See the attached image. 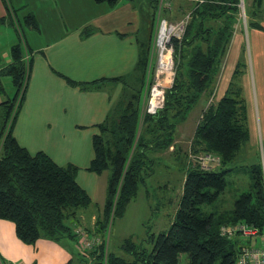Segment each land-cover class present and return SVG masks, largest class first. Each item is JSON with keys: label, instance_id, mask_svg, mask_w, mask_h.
Returning a JSON list of instances; mask_svg holds the SVG:
<instances>
[{"label": "trees", "instance_id": "obj_1", "mask_svg": "<svg viewBox=\"0 0 264 264\" xmlns=\"http://www.w3.org/2000/svg\"><path fill=\"white\" fill-rule=\"evenodd\" d=\"M1 1L6 14L18 22L9 0ZM93 1L112 7L118 0ZM126 1L133 7L139 2ZM199 1L193 4L181 39L171 41L176 69L172 85L165 91L162 109L141 117L151 43L140 41L137 57L140 85L133 88L126 83L123 89L129 92L123 90L113 111L96 125L98 133L92 136L93 157L86 170L96 175L109 171L102 214L94 225L100 243L87 251V256L98 264H179L181 254L186 255V264H236L241 242L237 238L221 237L219 228L243 222L260 231L264 229V177L260 165L250 166V189L238 196L232 208L219 211L215 206L225 190V175L231 170L230 165L249 140L245 100L239 85L241 64L237 62L224 95L201 113L191 141L193 154L210 153L218 157L217 168L205 170L195 163L186 164L182 193L168 229L156 235L148 233L140 243L125 239L121 249L131 260L106 249L105 235L110 221L123 216L140 185L153 174L156 154L164 153L174 143L177 126L186 120L202 96L211 95L240 22L241 0ZM242 1L249 18L247 27L261 30L251 19L260 12L262 0H248V4L247 0ZM147 2L154 16L159 0ZM22 21L26 27L37 29L32 13L23 16ZM153 31L152 22L149 39ZM91 34V28L81 31L83 38ZM22 42L24 46L21 42L11 46L10 61L0 67V95L4 92L3 77H8L15 89L12 100L0 102L9 109L8 116L12 113L9 125L6 127L4 122L0 126V220L13 223L16 237L24 244H34L43 238L58 244L75 242L77 245L74 229L75 225L79 226V213L91 204L86 191L76 182L78 168L71 164L59 166L42 151L30 154L12 135L32 63L31 49L25 40ZM58 75L80 90L95 89L105 80L84 83ZM107 80L120 82L122 79Z\"/></svg>", "mask_w": 264, "mask_h": 264}, {"label": "crops", "instance_id": "obj_2", "mask_svg": "<svg viewBox=\"0 0 264 264\" xmlns=\"http://www.w3.org/2000/svg\"><path fill=\"white\" fill-rule=\"evenodd\" d=\"M26 1L29 5L31 4V0ZM37 1L40 3L38 8L44 9L53 6L59 8L62 5L65 8H72L75 4V0ZM126 2L127 4L123 5L118 0L112 8L120 4L123 7L132 4ZM103 4L106 5V3L99 5ZM26 5L21 6L27 8ZM262 7L264 8V0L261 1ZM130 8L133 10V5ZM112 13L113 11L107 12L105 15L93 16L87 20V23L97 26H93V34L84 38L81 36V31L87 23L81 20L84 17L82 14L69 13L68 18L63 15L67 20L61 21L62 33L53 34L60 27H54L55 17L49 18L46 13L43 22H50L54 32L49 30L51 35L47 37L49 40L47 44L38 45L32 41L29 45L26 42L31 53H37L39 57L35 61L32 60L24 100L12 128V135L17 143L30 154L42 151L59 166L71 164L78 168L76 182L90 197V205L94 204L97 209V212H94L88 209L89 206L79 213L78 225L82 224L84 230L90 227L94 229L96 220L101 217L108 178V175H105L97 189V180L102 178L103 173L100 175L93 173L96 177H89L92 173L86 170L93 157L92 136L98 133L96 125L103 122L107 114L113 111V105L121 97L125 84H134L139 81L137 70L139 43L146 41L140 37V34H145L142 19L136 20L132 15H128L129 18L124 15V18L119 16L122 19L116 20L109 17ZM5 14V8L0 0V18ZM260 16L257 13L251 21L259 25L261 30L253 26L247 27V25L246 28L239 27V23L236 25L237 29L216 77L211 95L202 96L188 116L194 110L192 117L196 126L201 113L210 104H216L224 95L237 62L241 65L243 63V70L240 68L242 73L239 85L245 100L249 133V140L245 146L253 147L257 144L259 137L260 149L264 155V18L262 20ZM260 19L262 23L258 22ZM153 36L154 31L151 39L148 40L150 43ZM51 38L53 40H50ZM87 40L91 41L90 45ZM226 57L230 58L227 62H225ZM6 59L8 63L10 56ZM5 61H2L0 57V67L4 65L1 63L7 64ZM57 73L76 82L105 80L98 83L95 89L80 90L68 85ZM115 78L123 81L107 80ZM143 108L141 100V117ZM194 120L191 121V125ZM181 124L177 126L174 143L168 148L170 151H176L178 148L184 127ZM180 126H182L181 129ZM190 162L188 161L187 164H191ZM87 181L91 192L87 189ZM92 232L94 233V230ZM78 251L79 248L75 242L63 245L40 238L34 244H24L16 237L13 223L0 220V262L73 264Z\"/></svg>", "mask_w": 264, "mask_h": 264}, {"label": "rangeland", "instance_id": "obj_3", "mask_svg": "<svg viewBox=\"0 0 264 264\" xmlns=\"http://www.w3.org/2000/svg\"><path fill=\"white\" fill-rule=\"evenodd\" d=\"M196 1L199 0H159V7L156 10L155 15L152 16L148 2H145V0H139V2L136 1V5L135 7H133V10L130 8L132 4L123 7V5L127 4L125 0H120L123 5L120 4L114 8L108 6L107 4V6L105 4L100 6L99 4L94 3L93 0H75V4L72 8H65L64 5H62L59 8L53 6L54 8L52 7L46 9L38 8L40 3L37 0H31L30 5L29 2L26 0H9L10 6L15 9V16L18 22H13L12 16H8L7 14L1 16L3 20L2 22H0V57L2 61L6 60L5 62L7 63L6 58L9 57V49L12 45L17 42H21L23 46L24 43L22 41L24 40L25 43L27 42L29 45L32 41L33 43H37L38 45H42L43 43H49V40H47V37L51 35L49 30H52L54 32V29H51L50 22H43V19H45L46 17V13L49 18H52L53 16L55 17L54 27H60L59 30L55 31L53 34L62 33L61 21H66L69 16V13H71L72 15H75V13L82 14L84 17L81 20L85 23H87V20H89L93 16L96 17L98 15H105L107 12L112 11L113 13L109 17L114 18L116 20L124 18V15H127V18H129L128 15H132L136 18V20H138L139 18L144 21L145 34H140V37H143L142 40H146L148 42L149 27L152 22L155 25V22L157 21L158 17L164 18L168 22L175 24L181 20H184V34L186 25L190 18L193 4ZM22 4H27V8L22 7ZM246 4H248V0ZM249 10L252 11L254 9L249 8ZM28 13H32L35 17L37 23L36 30H32L23 25L22 18ZM49 13H51V16L49 15ZM258 13L261 15L260 17L263 20L264 8L262 7L260 9V12ZM63 15H65L67 18ZM119 16L123 17L119 18ZM247 19L249 18L245 13L244 3L242 1V4H239L240 22L238 26H243V28H246ZM261 19L258 20L259 23H262ZM82 24L80 26H82ZM75 26H77V24ZM85 26H87V28L92 29L93 26L97 25L87 23V25H84L83 27L85 28ZM236 29L237 27H235V30ZM233 36L234 33L232 35V38ZM50 40L53 39L51 38ZM87 42L88 45H90L91 41L87 40ZM29 56L32 58L33 61H35L39 57V54L31 53L29 54ZM229 59L230 58L226 57L225 62L229 61ZM1 64L5 65V63ZM243 65L244 64L242 63V70ZM148 66L149 58L147 62V68ZM1 81L4 87V92L0 95V102L12 100L15 95V89L13 88L10 79L8 77H3ZM129 85H133V88H137V86H139L140 84H138V81H136V83ZM123 90L129 92V89ZM8 111V108L6 109L3 105H0V126H2L4 122H6V127L9 125L12 113L10 116H8ZM192 113H194V110L193 112H191V115L188 116L186 121L181 124L182 126L184 125V127L182 128L183 134L181 135L182 137H180L179 139L178 148L176 149V151L166 150L167 152L156 154L158 158L155 160L154 165L152 166L153 174L146 179L143 185H140L136 198H134L130 202L123 216L114 218L112 221H110L105 235L106 249L109 252L115 254L116 256L131 260V258L127 256L121 249V245L125 239L130 238L135 243H140L147 238L148 233H153L156 235L168 229L182 193L183 181L186 174V164L188 161H190L188 158V154L191 151L190 141L192 137V132L195 128V120L194 117H192ZM192 120H194L193 125H191ZM182 126H180V129ZM173 158H175V160ZM190 163L194 162L191 161ZM252 164L260 165L264 177V155L262 150L260 149L259 137L257 144H255L253 147L243 146L239 151L235 162L230 165L231 170L225 175V190L219 196L215 204L216 208H218L219 211H228L230 208H232L233 202L238 198V196L241 193L247 192L250 189V166ZM90 175L92 176L89 177H96L93 173ZM105 175H109L108 170L103 172L101 176L102 178L100 180H97V189L99 188V183L103 181V177H105ZM80 180L82 182V179ZM87 189L89 192H91V187L88 184V181ZM88 209L97 212L96 206L94 204L90 205ZM80 225L79 226L83 228L82 224ZM92 229L93 228L90 227V229L87 228V230H85L87 231V234H89V236L93 238L95 237L97 239L99 238L100 242V237L98 236V234L96 235L95 233H93L92 231L94 229ZM79 251L77 252L78 255L75 254L73 264H98L95 259H91L90 256H87V251V253ZM186 262V255L181 254L179 257V264H186Z\"/></svg>", "mask_w": 264, "mask_h": 264}, {"label": "built area", "instance_id": "obj_4", "mask_svg": "<svg viewBox=\"0 0 264 264\" xmlns=\"http://www.w3.org/2000/svg\"><path fill=\"white\" fill-rule=\"evenodd\" d=\"M184 20L170 23L164 18H157L154 27V36L149 48V66L147 68L143 89L142 114L153 115L162 109L165 101V91L172 85L176 62L171 44L173 38L181 39ZM190 161L205 170H212L219 165L217 156L206 154H193L189 152ZM74 233L78 237V248L85 252L93 250L100 242L99 238L88 236L86 231L75 226ZM219 235L228 239L240 240V249L237 254L236 264H264V229L260 231L245 223L222 225ZM0 264H8L1 263Z\"/></svg>", "mask_w": 264, "mask_h": 264}, {"label": "water", "instance_id": "obj_5", "mask_svg": "<svg viewBox=\"0 0 264 264\" xmlns=\"http://www.w3.org/2000/svg\"><path fill=\"white\" fill-rule=\"evenodd\" d=\"M240 4H242V0H241Z\"/></svg>", "mask_w": 264, "mask_h": 264}, {"label": "bare ground", "instance_id": "obj_6", "mask_svg": "<svg viewBox=\"0 0 264 264\" xmlns=\"http://www.w3.org/2000/svg\"><path fill=\"white\" fill-rule=\"evenodd\" d=\"M229 68V67H228Z\"/></svg>", "mask_w": 264, "mask_h": 264}]
</instances>
